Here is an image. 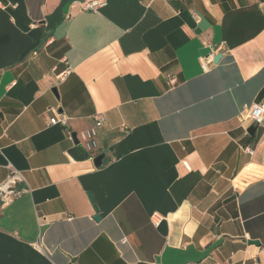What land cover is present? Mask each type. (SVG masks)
I'll use <instances>...</instances> for the list:
<instances>
[{"label":"crops","instance_id":"0c3cea01","mask_svg":"<svg viewBox=\"0 0 264 264\" xmlns=\"http://www.w3.org/2000/svg\"><path fill=\"white\" fill-rule=\"evenodd\" d=\"M88 1L0 0V264H264V0Z\"/></svg>","mask_w":264,"mask_h":264},{"label":"built area","instance_id":"2783aa9c","mask_svg":"<svg viewBox=\"0 0 264 264\" xmlns=\"http://www.w3.org/2000/svg\"><path fill=\"white\" fill-rule=\"evenodd\" d=\"M100 4L101 2L98 0H91L88 2H84L83 8L90 9V10H96ZM200 62L203 68L206 70L208 58L201 57ZM52 111L54 112V116L50 118L49 124H55L57 122H60L63 124L66 123V118L57 114L56 111H54L53 109ZM241 115L243 116L245 120H248L250 124H253V125L259 124L264 115V102H257L253 104L243 105ZM92 119H93L92 125L89 128L85 129L80 134V138H79L84 148L88 151H94L97 149L98 147L97 130L106 123V118L103 115V113H95L92 116ZM244 149L249 153L252 152L251 146H246ZM183 164L185 168L189 169L188 164L186 162H183ZM8 167L11 169V173L7 177V179L0 184L1 205L8 203L13 198L19 196L21 193L24 192V190L15 189V186H14L18 180H22V176L20 172L12 168L9 163H8Z\"/></svg>","mask_w":264,"mask_h":264},{"label":"water","instance_id":"95a60500","mask_svg":"<svg viewBox=\"0 0 264 264\" xmlns=\"http://www.w3.org/2000/svg\"><path fill=\"white\" fill-rule=\"evenodd\" d=\"M68 5H69V4H66V5L64 6L63 11H66V10H67ZM220 56H221L220 54L216 55V56L214 57V59H213V62H217L218 59L220 58ZM52 91L55 93V89H53ZM263 102H264V100H263ZM254 129H255V127H254L253 125H251V126L249 127V129H248V133H249V134H253ZM71 137H72V139H73V141H74L75 143L78 142V140H77V138H76V133H75V132H73V133L71 134ZM102 157H103L102 155H98V156H96V157L94 158V165H95L96 167H98V166L101 165V159H102ZM87 196L89 197V199H90L91 202L94 201L93 196L91 195L90 192L87 193ZM94 209H95V212L98 213V208H97L96 204H94ZM94 218H95V219H99L98 214H96V215L94 216ZM250 243L257 244L258 242H257V241H251Z\"/></svg>","mask_w":264,"mask_h":264}]
</instances>
